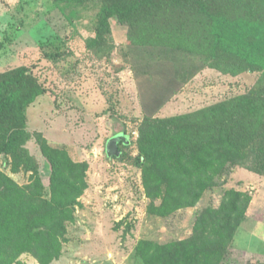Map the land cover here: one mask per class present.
Returning <instances> with one entry per match:
<instances>
[{
    "label": "trees",
    "instance_id": "trees-1",
    "mask_svg": "<svg viewBox=\"0 0 264 264\" xmlns=\"http://www.w3.org/2000/svg\"><path fill=\"white\" fill-rule=\"evenodd\" d=\"M36 1L61 9L72 22L95 11L97 37L88 38L89 47L105 40L112 19L126 26L130 50L143 62L139 78L149 86L142 96L147 110L158 111L176 86L194 76L188 58L176 60L181 54L232 75L260 74L245 93L187 113L144 116L137 165L151 212L165 216L195 205L226 164L242 154L264 172V0ZM40 44L49 59L64 54L58 34ZM47 91L28 66L0 73V155L5 166L32 172L33 178L23 186L0 169V264H21L17 258L23 252L43 264L60 257L67 223L76 220L75 208L88 188V162L75 161L42 131L29 129L28 110ZM32 139L47 160L49 190L38 158L27 148ZM128 140L120 143L129 145ZM249 206L244 193L228 190L219 208L209 206L198 214L189 237L167 243L140 240L136 258L140 264H221L249 217ZM253 257L250 264H256Z\"/></svg>",
    "mask_w": 264,
    "mask_h": 264
},
{
    "label": "rangeland",
    "instance_id": "rangeland-1",
    "mask_svg": "<svg viewBox=\"0 0 264 264\" xmlns=\"http://www.w3.org/2000/svg\"><path fill=\"white\" fill-rule=\"evenodd\" d=\"M95 27V11L72 22L61 9H50L40 1L0 0V73L25 65L48 88L28 110L30 131H42L51 145L89 164L88 188L75 208L76 220L67 223L61 255L49 264H140L135 255L140 240L167 243L189 237L198 214L209 206L219 208L231 189L249 199V217L221 264H250L253 256L256 264H263L264 172L252 160L244 161L242 154L228 162L215 186L195 205L163 216L149 210L152 200L137 165L136 144L146 114L167 117L197 110L247 92L260 74L232 75L204 66L198 56L181 54L176 60L183 63L188 58L194 76L176 86L158 111L147 110L142 96L149 86L139 78L143 62L130 50L127 27L112 19L105 40L89 47L88 38L97 37ZM54 34L64 40V54L57 60L46 57L40 44ZM122 131L131 143H119L122 154L110 158L107 141ZM27 148L38 158L49 190L48 163L36 139ZM5 159L0 155V169L20 185L33 182L32 172H15L5 166ZM17 260L43 264L30 252Z\"/></svg>",
    "mask_w": 264,
    "mask_h": 264
},
{
    "label": "water",
    "instance_id": "water-1",
    "mask_svg": "<svg viewBox=\"0 0 264 264\" xmlns=\"http://www.w3.org/2000/svg\"><path fill=\"white\" fill-rule=\"evenodd\" d=\"M123 140L126 143L129 142L128 136L125 133H118L114 136H112L106 144V153L109 157H112L114 155L120 156L121 151L118 148V143Z\"/></svg>",
    "mask_w": 264,
    "mask_h": 264
},
{
    "label": "flooded vegetation",
    "instance_id": "flooded-vegetation-1",
    "mask_svg": "<svg viewBox=\"0 0 264 264\" xmlns=\"http://www.w3.org/2000/svg\"><path fill=\"white\" fill-rule=\"evenodd\" d=\"M121 133V132H120ZM116 135V134H115ZM114 136V135H113ZM120 143V142H119ZM119 143H118V148H119Z\"/></svg>",
    "mask_w": 264,
    "mask_h": 264
}]
</instances>
